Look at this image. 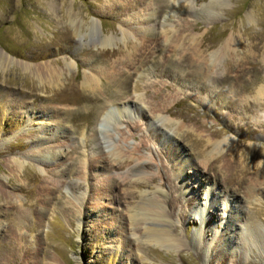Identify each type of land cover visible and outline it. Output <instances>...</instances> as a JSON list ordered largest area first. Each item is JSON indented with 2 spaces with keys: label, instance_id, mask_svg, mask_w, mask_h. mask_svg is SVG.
<instances>
[{
  "label": "rangeland",
  "instance_id": "rangeland-1",
  "mask_svg": "<svg viewBox=\"0 0 264 264\" xmlns=\"http://www.w3.org/2000/svg\"><path fill=\"white\" fill-rule=\"evenodd\" d=\"M0 190V264H264V0H0Z\"/></svg>",
  "mask_w": 264,
  "mask_h": 264
},
{
  "label": "bare ground",
  "instance_id": "bare-ground-1",
  "mask_svg": "<svg viewBox=\"0 0 264 264\" xmlns=\"http://www.w3.org/2000/svg\"><path fill=\"white\" fill-rule=\"evenodd\" d=\"M91 25L94 29V32H92V33L99 35L100 31H99V27H98L97 22L92 21ZM99 36H100L99 39H102L101 41L103 42V45H107V42L109 41V39L107 37H101V34ZM124 38H127V36L124 35ZM226 45H227L226 49H224L222 51L223 57H225L227 55V51L229 49H231L228 44H226ZM212 66H215V64H213ZM114 79H115V77H114ZM84 84L88 87L95 88L96 84H97L95 76L94 75H92V76L86 75L84 77ZM156 111H158V109H156ZM117 112H123V110L118 109ZM111 115L112 114L110 113L109 110L106 111L105 113L99 115V117L97 118V121H96L97 124L102 127L104 124L108 123V121L111 118ZM103 140H108V137L107 136L104 137ZM206 143H207V145H209V147L213 148L211 150L212 154H210V155L214 156L215 153H218L219 151L223 150L224 148L230 147V145L233 144V141L225 138V139H222L221 141L215 140V141L211 142L210 140H207ZM111 147L112 148L108 152V154L110 155V157L113 158L112 161L115 162L116 165H118V166L121 165V167H123V169L125 168V171H123L122 173H117L116 176H119V177L121 176V179L125 180L126 176H128V174L132 173L133 171H138L141 173L144 172L143 174L150 175V173L147 172V169H146V167L149 166L148 158L146 156H144V155H142L136 151L131 152L130 155L129 154L123 155L122 154L123 153L122 148L120 149L119 147H116V146H111ZM170 157H171V155H170ZM183 160H185V159H183ZM181 162L183 163L182 160H181ZM39 163H40V161H39ZM161 163H162V159L159 160L160 165H161ZM182 163H180V164H182ZM180 164L176 169L179 171L178 173H180L182 171ZM205 164H206V161L201 163V165H203V166H205ZM17 167L21 168L22 164L17 163ZM148 169H149V167H148ZM56 182H59L61 184L60 181H56ZM1 194L2 193L0 190V195ZM140 199H141L140 203L137 205V207L133 208V210H134V211L132 210L133 214L129 215V218H128L130 224L133 226V230L135 229L137 231V229L135 227H139V225H142L140 228V231H139L141 236L138 233L135 234L136 231L134 230L135 231V232H133L134 237L136 235H138V236H136L135 239L138 240V237H139V238H142L145 242H154L157 244H164V243L169 242L170 241L169 233H168L167 229L165 228V219H164L165 213L163 212V208H161L162 202L159 200L158 197L153 196V195H152V197L149 195L147 197L145 194H141ZM138 216H139V218H138ZM155 225H157L158 227H155ZM139 243L141 244V242H139Z\"/></svg>",
  "mask_w": 264,
  "mask_h": 264
}]
</instances>
